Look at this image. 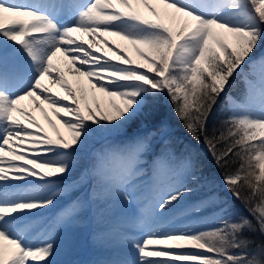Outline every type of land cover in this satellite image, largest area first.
Masks as SVG:
<instances>
[{
    "label": "snow or ice",
    "instance_id": "snow-or-ice-1",
    "mask_svg": "<svg viewBox=\"0 0 264 264\" xmlns=\"http://www.w3.org/2000/svg\"><path fill=\"white\" fill-rule=\"evenodd\" d=\"M261 46L264 0H0V264H68L89 213L97 264H264Z\"/></svg>",
    "mask_w": 264,
    "mask_h": 264
},
{
    "label": "trees",
    "instance_id": "trees-1",
    "mask_svg": "<svg viewBox=\"0 0 264 264\" xmlns=\"http://www.w3.org/2000/svg\"><path fill=\"white\" fill-rule=\"evenodd\" d=\"M261 51H264V46H261ZM260 54V51H257L254 53V56H259ZM244 87L245 86L242 80L234 81L233 89L231 90V94L233 95V97L238 98L242 94ZM161 116L162 119L164 116H167V119L172 125L173 129L179 133L177 135L172 134V139L173 141H175L176 146L180 148H182L183 146L189 147L201 161L200 167L202 169L203 177L208 181L214 182L215 185L218 186L222 191L223 188H221V170L216 167L210 155L207 153L205 147L202 144H196V142L192 140L191 137L187 134L181 122L176 118L172 106L167 102L166 98L161 99ZM101 147H103V145H101ZM99 149L100 148H98V150ZM90 191V188H85L84 191L81 192V196L83 197L85 194H90ZM88 229L90 230V228L87 227H84L83 229L80 223H77L72 227V234L75 236L77 243L73 248L63 251L61 253V256L59 257L60 260L67 262L73 256L81 253L86 244V237H84V235L88 234ZM93 230L96 231V228H94Z\"/></svg>",
    "mask_w": 264,
    "mask_h": 264
},
{
    "label": "rangeland",
    "instance_id": "rangeland-1",
    "mask_svg": "<svg viewBox=\"0 0 264 264\" xmlns=\"http://www.w3.org/2000/svg\"><path fill=\"white\" fill-rule=\"evenodd\" d=\"M132 56H133L134 59H138V57H136L135 54L132 55ZM59 59L60 58H58V61H59ZM167 122H169V121L167 120ZM170 129H171V127H170ZM99 141L101 142V140H97V141H95L93 143V147H92V151L93 152L98 150V148H97L98 145H96V143L99 142ZM84 163L85 164L88 163V160L85 159ZM90 193H91V191H90ZM60 199L63 200L62 197H60ZM61 200H59V201H61ZM61 206H62V202L59 203V207L56 210H51L49 208L46 211L45 210H41L39 212L37 217H35V221H36V226H37L38 232L44 231L45 229L48 228L51 220L59 212ZM169 215H170V217L175 218V217H177L179 215V212H178V210H174ZM207 218H210V215ZM80 222H81L80 225H81V227L83 229H84V227H87V228L88 227L90 228L91 226H93V227L91 228V231H89V229H88V231H87L88 234L85 235L86 238H87V243H86L84 249L81 251V253L73 256V258L71 260H68L67 261L68 264H95V261H96V259H98V256H99L98 253H101V252H103L102 255L105 258H102L99 261L106 259L107 255H108V249H105L104 246H102L101 244L97 243L94 240V238H93L94 233H95V231L93 230L94 227H95L94 220L90 221V220L87 219V216H86V217H83ZM184 222H187V221H184ZM176 226L179 227L180 225L177 224Z\"/></svg>",
    "mask_w": 264,
    "mask_h": 264
},
{
    "label": "bare ground",
    "instance_id": "bare-ground-1",
    "mask_svg": "<svg viewBox=\"0 0 264 264\" xmlns=\"http://www.w3.org/2000/svg\"><path fill=\"white\" fill-rule=\"evenodd\" d=\"M82 34H80V33H74V36H76V37H80ZM85 39H87V37H84ZM108 40H110V41H112L114 44L115 43H118V44H121L122 46H125L126 45V42H123V41H120L119 40V38H117V37H112V36H107L106 37ZM127 47H129V49H130V46H127ZM135 53L134 52H132V51H129V55H134ZM135 57V56H134ZM59 63L61 64V66L62 67H64V62H63V58H61V59H59ZM69 80L71 81V80H73V77H71V76H69ZM38 116H39V114H37Z\"/></svg>",
    "mask_w": 264,
    "mask_h": 264
}]
</instances>
